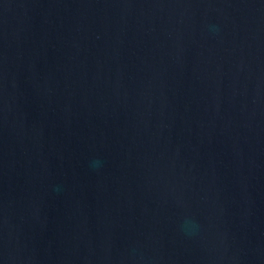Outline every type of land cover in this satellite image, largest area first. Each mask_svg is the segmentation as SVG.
<instances>
[{
	"label": "water",
	"instance_id": "95a60500",
	"mask_svg": "<svg viewBox=\"0 0 264 264\" xmlns=\"http://www.w3.org/2000/svg\"><path fill=\"white\" fill-rule=\"evenodd\" d=\"M0 264H264V0H0Z\"/></svg>",
	"mask_w": 264,
	"mask_h": 264
}]
</instances>
